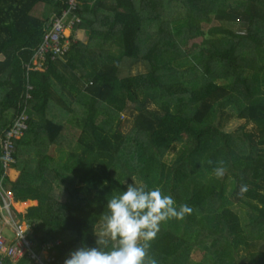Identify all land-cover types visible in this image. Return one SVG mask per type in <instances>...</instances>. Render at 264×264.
Wrapping results in <instances>:
<instances>
[{"label":"trees","instance_id":"obj_1","mask_svg":"<svg viewBox=\"0 0 264 264\" xmlns=\"http://www.w3.org/2000/svg\"><path fill=\"white\" fill-rule=\"evenodd\" d=\"M68 1L0 0V176L1 140L29 84L28 129L3 187L37 202L18 216L35 251L59 242L54 264H64L82 246L111 250L98 234L107 200L134 183L192 209L161 224L148 250L158 264H264V0H78L64 59L29 71ZM55 107L75 132L63 163L48 153L66 131L48 116ZM233 119L242 124L226 133ZM0 264L34 263L0 254Z\"/></svg>","mask_w":264,"mask_h":264},{"label":"clouds","instance_id":"obj_2","mask_svg":"<svg viewBox=\"0 0 264 264\" xmlns=\"http://www.w3.org/2000/svg\"><path fill=\"white\" fill-rule=\"evenodd\" d=\"M225 169H215L217 178ZM248 191L247 185L240 194ZM108 214L103 217L102 236L116 245L111 250L82 246L70 253L64 264H158L149 256L150 242L169 219H183L192 209L187 205L177 207L176 201L161 189H147L145 185L128 184L126 189L107 200Z\"/></svg>","mask_w":264,"mask_h":264},{"label":"built area","instance_id":"obj_3","mask_svg":"<svg viewBox=\"0 0 264 264\" xmlns=\"http://www.w3.org/2000/svg\"><path fill=\"white\" fill-rule=\"evenodd\" d=\"M78 0H69V8L61 17H54L49 23L48 29L43 36L42 43L35 53L32 65L28 66L29 71L39 70L45 63L48 56L51 60H63L68 51L69 42L64 39L67 30L72 29L75 20L67 19L71 12L76 9ZM33 87L27 84L25 93V106L17 115L12 126L1 140L2 170L0 176V254L7 256L16 262L27 257L34 264H54L55 246L59 244H46L36 252L31 239L32 229L26 225L22 229L21 220L13 209V195L5 190L3 181L5 172L14 164L15 146L14 141L19 140L28 129L27 103L31 100L30 92Z\"/></svg>","mask_w":264,"mask_h":264},{"label":"rangeland","instance_id":"obj_4","mask_svg":"<svg viewBox=\"0 0 264 264\" xmlns=\"http://www.w3.org/2000/svg\"><path fill=\"white\" fill-rule=\"evenodd\" d=\"M78 40L82 41V42H87L88 38L84 33H79L78 35ZM117 50L113 49V53L117 54ZM145 71V68L142 65H138V66H134L130 69V74H138V73H143ZM135 109L131 107V110L127 111L126 113L123 114V116L121 117L122 121L125 122L126 120H130L133 115L136 114V112L134 111ZM48 116L50 119L54 120L55 122H62L65 127H66V131H65V136L62 139V143H61V147L60 146H53L49 148L48 153L50 155H52L54 157V159L56 160V162H60L63 163L66 161L68 154H69V143H72L70 145H74V141L73 136L75 135V132L70 130V127H67V121L70 118L71 114L66 113L64 110L55 107V109L53 108L51 111H49ZM242 121L233 119L230 122H228L225 126H224V131L226 133H232L234 132L237 128H239V126H241ZM128 127L126 126V128L124 129V132H127ZM179 151V146L176 145L175 147H173L165 156L164 158V162L168 165H171L172 162L175 160L177 153ZM28 206H15L16 210L22 211L25 208H27ZM236 210L239 212V209L236 208ZM16 211V212H17ZM242 219L244 218L243 214L241 213ZM22 223V229H24V224ZM103 229H101L98 234L100 236L102 233ZM202 256V253L198 250H195L192 254L191 257V262H196L197 260L200 259V257Z\"/></svg>","mask_w":264,"mask_h":264},{"label":"crops","instance_id":"obj_5","mask_svg":"<svg viewBox=\"0 0 264 264\" xmlns=\"http://www.w3.org/2000/svg\"><path fill=\"white\" fill-rule=\"evenodd\" d=\"M79 35V34H78ZM77 40H78V36H77ZM80 41V40H79ZM30 203V204H29ZM21 205H24V206H28L27 208H25L24 210H22V211H17L16 210V208H15V206H21ZM37 206V202L36 201H27V202H25V203H20V202H14L13 201V209H14V211L17 213V215L19 216V215H22V214H24V212L28 209V208H31V207H36ZM19 218V217H18ZM23 224H24V226H26V224L23 222Z\"/></svg>","mask_w":264,"mask_h":264},{"label":"bare ground","instance_id":"obj_6","mask_svg":"<svg viewBox=\"0 0 264 264\" xmlns=\"http://www.w3.org/2000/svg\"><path fill=\"white\" fill-rule=\"evenodd\" d=\"M30 204V203H29Z\"/></svg>","mask_w":264,"mask_h":264}]
</instances>
